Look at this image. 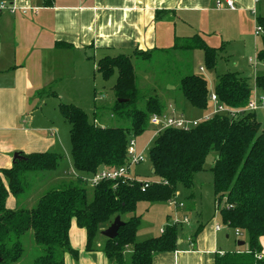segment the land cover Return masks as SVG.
I'll list each match as a JSON object with an SVG mask.
<instances>
[{
  "label": "trees",
  "instance_id": "obj_1",
  "mask_svg": "<svg viewBox=\"0 0 264 264\" xmlns=\"http://www.w3.org/2000/svg\"><path fill=\"white\" fill-rule=\"evenodd\" d=\"M48 3L46 0L45 4ZM257 25L262 33L255 56L264 62V17H257ZM177 47L202 50L204 65L210 69L215 68L221 50L207 45L199 35L189 37L184 45ZM150 55L148 51L134 52L135 58ZM96 67L104 80L116 71L115 101L110 111L116 118L128 119L130 125H97L81 107L59 104L61 116L70 125L72 169L85 177L103 166L124 165L130 136L142 134L151 114L164 111V105L155 95L140 97L130 55L104 56ZM254 85L264 94V72L255 76ZM251 89L240 73L224 72L216 75L213 92L225 106L239 108L248 102ZM178 91L196 109L205 110L209 105L207 82L200 75L180 76ZM139 101H143L140 106ZM211 151L216 153L210 171L221 222L243 231L248 247L243 251L216 254L215 264H264L260 244V237L264 236V129L255 112L236 118L214 114L188 130L167 128L158 133L147 156L151 173L159 179V184L143 189L141 183L128 178L101 180L89 195L85 184L75 179L45 191L34 207L9 209L5 205L9 194L21 199L29 191L28 173L55 171L63 157L50 151L20 153L22 158L15 160L11 167L0 168V264L20 260L24 254L23 237L30 231V239L38 252L32 264H65L66 253L76 258L77 252L69 243L72 220L85 229L86 251H93L98 231L106 229L115 216L122 218L126 213L135 212L140 202L171 201L179 185L192 188L194 175L203 170ZM139 225L140 216L131 215L123 221L116 237L106 238L103 252L110 264H124L123 253L128 245L132 251L127 264H152L155 254L177 249L178 229L182 224H166L157 236L136 241Z\"/></svg>",
  "mask_w": 264,
  "mask_h": 264
},
{
  "label": "crops",
  "instance_id": "obj_2",
  "mask_svg": "<svg viewBox=\"0 0 264 264\" xmlns=\"http://www.w3.org/2000/svg\"><path fill=\"white\" fill-rule=\"evenodd\" d=\"M47 1L48 4H45L46 0H0V3H12L18 8L27 9L25 14L20 11L0 12V168L11 167L16 152L59 153L60 130L52 120H38L34 109L29 108L33 100L43 103L45 99L53 98L59 103L64 100L72 104L92 100V121L95 120L97 124L98 119L106 123L108 115L94 117L113 104V86L117 75L111 93L104 84H100V88L95 86V67L100 58L126 54L131 56L133 63H137L135 50L148 51L155 57L163 56L166 62H172L173 72H177L176 67L179 66L174 59L184 58V71L190 74L194 73L193 51L199 49H180L177 45H184L189 37L199 35L207 45L223 50L224 42L229 37L237 35L244 41L251 36V32L254 34L257 17H264V0L257 3L254 0H233L235 10L217 9L215 0ZM258 48L256 46L255 54ZM185 58H189L188 62ZM248 65L251 66L249 60ZM201 68L200 71L203 70ZM262 68L260 73L264 72V66ZM157 74L160 73L149 74L138 69L135 72L137 79L165 96L162 101L165 111L174 109L195 118L192 112L195 108L179 95L175 85L156 83ZM194 74L200 75L199 72ZM218 74H215L214 81ZM173 77L178 79L177 75ZM49 88L53 89L55 97L47 96L39 100L37 95ZM257 93L261 94L259 91ZM105 97L112 103L110 106L104 101ZM210 110L209 104L205 110H201L199 118ZM255 114L257 117L258 111ZM109 117L115 118L111 111ZM165 203L172 206L170 201ZM5 205L15 209V197L9 194ZM172 208L173 212L166 214L169 224L175 218L189 214L184 204L181 211V208ZM120 220L123 221L122 218ZM166 224L154 232L160 234V229ZM216 225L220 224L214 223L208 228L199 224V231L191 242L188 237H180L176 250L155 254L152 264H215L216 254L242 251V245L237 244L235 248L232 244H223L219 236L222 227L216 230ZM224 237L226 240L223 241L226 242L229 236L225 234ZM104 242L97 244L98 249L94 246L93 251H86L85 229L72 220L69 243L77 252V257L66 253L65 264H110L103 252ZM260 244L264 253V236L260 237ZM131 251L132 246H126L124 259L130 258Z\"/></svg>",
  "mask_w": 264,
  "mask_h": 264
},
{
  "label": "rangeland",
  "instance_id": "obj_3",
  "mask_svg": "<svg viewBox=\"0 0 264 264\" xmlns=\"http://www.w3.org/2000/svg\"><path fill=\"white\" fill-rule=\"evenodd\" d=\"M254 28H256V25ZM259 44H260V34L255 35L253 34V32H251V36H248L244 41L242 37L237 35L231 38L229 37L227 41L224 42V49L219 51V58L217 60V64L214 69L207 68L203 62V52L201 50H195L193 51V56H192V71H194V73L199 72L200 75H202V77L206 80L209 93H212L214 90L215 74L223 73L225 71H241L240 74L247 79L248 84L253 88L254 77L256 73L257 74L260 73V71L263 69L262 68L263 66L259 63V61H257L255 56V48L256 46L260 47ZM164 58L165 57L163 56L155 57L154 55H150L148 58L138 57L137 63H133L132 61L134 67V73L136 72L137 69L141 72H146L149 74H153V73L156 74L157 72H159L160 74H157L158 77H156L157 84H169V85H173V87L175 85L176 87L174 88L178 89L180 76L184 74H189V73H185L184 71L185 70L184 58L178 57L177 59H174V62L177 65H179L176 67L177 72H173L171 69V65L173 63L170 61L166 62ZM249 58H252L254 61L258 63L255 66H249L248 65ZM181 59H183V61H180ZM185 59L186 62H188L189 58H185ZM199 67H202L203 70L200 71ZM96 68L97 67H95V69ZM180 69L182 70L179 71ZM161 70L163 71L161 72ZM116 75L117 73L115 71L107 79V81H104L103 83L104 79L101 77L100 73L96 69L94 74L95 86L99 87L100 84H104L105 88L108 90V93L109 92L111 93V86H113L114 84ZM175 75L178 76V79H174L173 76ZM135 81L139 89L140 97L146 98L148 96L155 95L160 100V103L163 104L162 101L164 100L163 98L165 96L159 95L162 94L160 91L154 89L152 90L151 87L150 89L149 86L147 87L144 81H140L139 78L137 79L136 75H135ZM139 85L141 87H139ZM142 85H144L145 87H143ZM37 96L39 100H42L47 96L55 97V93L52 88H49V90L43 91L39 93ZM105 100L109 106L112 104L107 97H105L104 101ZM58 103L59 102L53 98L45 99V102L43 103L41 102L38 103L35 100L29 103V108L31 110L34 109V113L38 117V120H42V121H44L45 119L52 120L59 128L60 131L58 135L59 138L58 151L59 154H61L63 157L58 165V168L55 171L38 172V173L31 172L26 175L28 176L27 183L30 184L31 187L29 191L26 192L25 195H23V198L21 199L15 198L17 202L16 208L34 207L38 198L45 191L54 187H59L61 186V184L67 183L71 180H75L74 176L71 173H68L72 169L71 157H70V139H69L70 125L61 116L58 110L59 108ZM60 103H66V101L62 100V102ZM142 103L143 101H139L138 105L140 106ZM92 104H93L92 100H89L87 102L85 100V102H83L82 104H75V105L83 108V110L86 111L87 115L89 116V120L92 121V109H93ZM112 105L110 107L106 106L105 107L106 109L98 113V115L95 114L97 116L94 117V119L99 117V114L100 115L103 114L102 116L106 114L108 115L106 123L104 122L102 123L100 122V120L97 119V122L99 124H102L103 126L106 124L107 126L110 127H115V126L129 127L130 121L128 119L109 117L110 115L109 108L111 109ZM257 111H258L257 120L261 122V128L264 129V110L260 109ZM192 112L195 113L194 114L195 118H199V116L201 115V110L199 109L196 108L192 109ZM93 122L95 123V120H93ZM130 137L135 140L138 150L144 149V154L146 156L145 160L142 163L132 166L130 168L129 170L131 174L130 180L134 181L135 183L138 181H149V182H154V184L157 183L159 179L153 177L151 173V163L147 156L148 150L153 143V127L148 125L147 129L142 134H140L137 137L134 136H130ZM215 157H216V153L214 151H211L205 159L203 170L194 175L192 188L184 189L183 186L179 185L174 193V196L172 197V199L176 200L177 202L180 201L182 205L184 204L185 209L189 211L188 216L183 215L187 218V222L181 223L182 227H179L178 229V239L180 237L181 238L188 237V241L191 242V240L195 237L194 236L195 233L197 234V232L199 231L197 227L199 224H203V226L208 228L209 226L215 223V224H220V226L222 227L219 236L223 244L225 243L232 244L233 247L237 248V241L241 240L244 242V244L240 246V249H242V251L247 250L248 247L245 239L246 236L244 235L243 231L240 230L241 235L237 237L233 233L234 229L226 225H223L220 220L217 204L216 202H214V196L212 190V173L210 171V168L212 167ZM104 167H109V166H103V168ZM85 187L90 195L92 192V186L90 184H85ZM26 198H28V200ZM182 207L183 206L177 208H181L180 209L181 211L183 210ZM172 212H173L172 206L168 205V203L165 202H154V203L140 202L137 204L135 212L124 214L122 216V220L123 221L127 220L131 215L140 216V225L136 234V241H142L144 239L153 237V235L157 233L154 232V230L157 231V229H159L160 226L166 224L167 222L166 214L169 215ZM112 220L113 218L111 219L110 223L112 222ZM169 223L170 221L167 222V224ZM151 230H153V232H150ZM102 231L103 229H100L95 237L94 246L96 249H98L97 244L102 245V243L105 240L104 236L102 235ZM147 231H149V233H147ZM31 234L32 233L30 231L28 234H26L23 237L22 242L24 245V254L20 258V260L14 264H32V261L38 252L34 242L31 241L32 238L30 239ZM225 234L229 236V239L226 242L223 241L226 240L224 237ZM128 260L129 259L127 260L125 259L124 264H127Z\"/></svg>",
  "mask_w": 264,
  "mask_h": 264
},
{
  "label": "built area",
  "instance_id": "obj_4",
  "mask_svg": "<svg viewBox=\"0 0 264 264\" xmlns=\"http://www.w3.org/2000/svg\"><path fill=\"white\" fill-rule=\"evenodd\" d=\"M255 3H257L259 0H254ZM215 7L217 9L226 8L228 10H235V4L233 0H215L214 1ZM2 11H8L10 13H15L17 11H20L22 14H25L27 9H21L16 7L14 4H5L0 3V12ZM252 13L255 14L254 10H252ZM262 33V28L257 25L254 34L259 35ZM258 61V60H257ZM249 63L251 66H255L258 62L254 61L252 58H249ZM259 63L264 66V62ZM202 69V68H201ZM257 89L254 85V87L251 89V94L249 97L248 102L245 106L239 107V108H231L228 106H225L222 104L216 94L214 92L210 93L208 96L209 104L211 105V110L203 117L201 118H190L183 113L177 112L174 109H170L169 111H163L161 113H153L149 117L148 125L153 127V137L156 136L158 133L163 131L167 128H176V129H183L188 130L190 128H193L197 126L201 121H204L208 118H210L214 114H227L229 117L236 118L246 112H255L257 110H264V94H258ZM146 156L144 154V149L138 150L136 146V142L133 138H130L128 141V145L126 148V161L125 164L120 167H102L99 169L95 174L92 176H79L73 169H71L70 172L75 179H80L84 184H90L92 187L95 186L98 182L101 180H111L116 181L119 179H131L130 176V168L132 166L138 165L142 163L145 160ZM141 183L142 188H147L151 184H154V182L149 181H138V183ZM160 181H158L155 184H159ZM166 184V183H164ZM170 204L174 207H181L183 206L182 203L177 202L176 200H171ZM218 207V206H217ZM187 218L186 217H179L175 218L174 222L172 223H186ZM221 228L220 225H216L215 229L219 230ZM163 228L160 229V232H163ZM235 236H240V230L234 229L233 231ZM190 240V239H189Z\"/></svg>",
  "mask_w": 264,
  "mask_h": 264
},
{
  "label": "water",
  "instance_id": "obj_5",
  "mask_svg": "<svg viewBox=\"0 0 264 264\" xmlns=\"http://www.w3.org/2000/svg\"><path fill=\"white\" fill-rule=\"evenodd\" d=\"M21 158H22L21 154L19 152H16L13 156V161L17 159H21ZM122 224H123V221L120 220V217L115 216L112 222L109 224V226L105 230L102 231V235L106 237L107 239H113L114 237H116L118 233V229ZM237 244L243 245L244 242L238 241Z\"/></svg>",
  "mask_w": 264,
  "mask_h": 264
},
{
  "label": "bare ground",
  "instance_id": "obj_6",
  "mask_svg": "<svg viewBox=\"0 0 264 264\" xmlns=\"http://www.w3.org/2000/svg\"><path fill=\"white\" fill-rule=\"evenodd\" d=\"M173 200V199H172Z\"/></svg>",
  "mask_w": 264,
  "mask_h": 264
}]
</instances>
